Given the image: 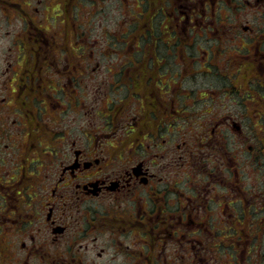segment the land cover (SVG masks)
<instances>
[{"label": "flooded vegetation", "instance_id": "obj_1", "mask_svg": "<svg viewBox=\"0 0 264 264\" xmlns=\"http://www.w3.org/2000/svg\"><path fill=\"white\" fill-rule=\"evenodd\" d=\"M115 2L137 14L133 43L91 37ZM0 14L22 21L0 69V264H264L242 231L256 196L227 187L231 126L180 129L178 78L191 61L221 82L209 92H264V0H0ZM34 14H58L57 36Z\"/></svg>", "mask_w": 264, "mask_h": 264}, {"label": "rangeland", "instance_id": "obj_2", "mask_svg": "<svg viewBox=\"0 0 264 264\" xmlns=\"http://www.w3.org/2000/svg\"><path fill=\"white\" fill-rule=\"evenodd\" d=\"M114 4L115 14H98L93 18L92 30L89 29L92 31L91 37L97 40L96 42L100 44H105L106 42H135L137 40V33H132L131 35H129V32H131L129 25L131 24L132 26L133 23H135L137 14H120V12L123 10L121 8V4L117 2H115ZM123 5L125 7L129 5L130 12L136 10L135 8H133L136 4L132 3V1L131 3H125ZM51 16L57 17L58 14H51ZM53 17L50 19V14L33 15L35 21L34 23L45 30L47 36L51 37L57 36V30L58 32H60L59 24L56 25L55 23V21L59 23V19L55 20ZM78 22H83L86 27H88L87 19H85L83 15L80 16V20ZM16 30H19L18 33L22 32V21L19 19V17H17L16 14H13L12 18H8L5 15L0 14L1 57L4 56V54L8 53L6 49L9 47V44L11 42H14L13 34ZM21 37H24V35L21 34ZM164 49V52H166L167 54L166 48ZM12 58H15L14 55ZM169 58L174 60V56H169ZM4 59L5 56L1 58L0 69L5 65ZM192 64L193 62L190 61L188 64L184 65V67L182 62L179 61L178 78L180 92L183 94L186 93L190 96L186 99H181V97L179 99L180 106L189 105L188 113L183 116V120L179 121V128H183V125L185 124L192 125L205 122L208 119H210L209 121H212L217 120L219 117H225L226 120H228L229 126H231L229 127L231 136L228 133L227 148H231L232 153L236 158L244 157V155L240 156V153L242 151L241 147L235 146L232 139L234 135L237 136V129L235 127V124H240L243 127V136L251 135L250 128H252V124L256 121L257 117L250 116L249 114L257 113L258 110H260L261 107L264 106V102L261 100L260 89L252 90L253 92L251 93V98L244 100L242 99V96L247 91L251 90V88L250 83L241 82V84L237 83L238 87L236 90L227 92L225 96L223 94L219 96L214 91V93H212L209 92V90H218L221 82L215 80L214 78H212V80L209 75H206L205 71H203L204 67L198 64H194V66H192ZM228 85H230V87L232 86V84ZM250 142L251 141L249 140L246 141V143H248L247 146L250 144ZM251 144H253V142H251ZM231 162H233V160L229 163L228 161H226L225 170L227 169V167H229V165L232 164ZM228 174L227 187H229V185L230 187H235L233 182L236 181V177L233 178ZM255 176L258 177V173L253 172L254 178L251 179V175H249V177L246 178V182L248 186L253 187L255 190H257L258 184L256 183ZM251 183H254V186H252ZM257 205L259 206V203H257Z\"/></svg>", "mask_w": 264, "mask_h": 264}, {"label": "trees", "instance_id": "obj_3", "mask_svg": "<svg viewBox=\"0 0 264 264\" xmlns=\"http://www.w3.org/2000/svg\"><path fill=\"white\" fill-rule=\"evenodd\" d=\"M132 33L135 32L132 31L129 35ZM243 99L247 100L249 98L243 97ZM261 100L264 102V92H261ZM249 115L257 117V121L252 124V132L256 134L255 136H258L256 137L258 139L257 144H254V148L250 151L247 147L245 149V146H243L240 153V156L244 155L242 158H236L231 148H226L228 163L233 160L226 171H228L230 174H227L233 178H235L236 175L239 177V180L234 181L233 184L239 190L242 189L244 201L250 199V197L256 196L254 205L259 203V206L251 205L249 210L248 206H243L245 209L243 208L242 211L239 209L238 211L239 213L241 211L242 231L246 233V230L249 229L252 235L258 236L259 243H261L259 248L262 249L264 253V111H258L257 113ZM253 172L258 173V177L255 176L256 183L258 184L257 190L248 186L246 182V178L249 177V175H251V179L254 178ZM251 185L254 186V183H251ZM246 218L250 221H245ZM230 232L233 233L234 231Z\"/></svg>", "mask_w": 264, "mask_h": 264}]
</instances>
